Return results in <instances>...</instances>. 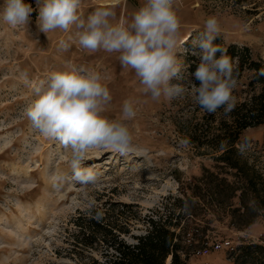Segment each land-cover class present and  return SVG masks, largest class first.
Here are the masks:
<instances>
[{
  "label": "rangeland",
  "instance_id": "rangeland-1",
  "mask_svg": "<svg viewBox=\"0 0 264 264\" xmlns=\"http://www.w3.org/2000/svg\"><path fill=\"white\" fill-rule=\"evenodd\" d=\"M24 2L34 9L28 26L13 29L0 22V264H79L69 257L74 255L70 220L87 209L81 186L68 184L59 192L51 187L53 170L68 169L67 154L56 142L40 136L24 115L39 81L70 61L95 69L105 78L112 96L106 111L110 118L120 116L126 99L135 101L137 115L129 122L134 134L132 151L122 156L109 150H92L85 162L102 174L99 182L88 188L96 205L108 208L116 203L114 213L125 209V216L133 215V234L145 230L142 221L136 220L139 216L142 219L151 215L169 196L180 194L179 181L199 176L203 168H215L214 156L218 153L206 145L198 146L193 137L204 132L219 133L221 121L231 118L219 109L211 120L190 95L153 101L142 93L135 74L122 70L118 53L82 50L70 40L71 33L59 29L48 37L37 26V0ZM143 3L82 0L80 12L86 17L97 7L112 8L114 22H119L129 20ZM176 8L181 39H187L181 46L183 51L177 53L185 79L172 83L187 87L190 81L199 86L192 74L200 61L192 52L200 49H193L192 42L210 16L217 18L222 33L213 43L220 40L226 49L231 45L239 50L247 48L253 58L264 62V0H176ZM62 40L69 44L67 49L61 46ZM236 80L233 95L237 103L260 89L249 84V71ZM182 140L188 141L186 147L181 146ZM242 143L248 145L243 154L239 151ZM234 146L242 160L264 172V124L244 129ZM221 207L223 216L210 225L213 231L208 232V246L228 240L232 248L212 250L206 255L191 252L186 264H235L238 255L264 257V251L245 255L240 250L249 244L264 247V210L259 211L254 223L240 228L237 218L227 215L229 209ZM122 237L131 241L128 235ZM102 252L98 248L85 252L84 257H102Z\"/></svg>",
  "mask_w": 264,
  "mask_h": 264
},
{
  "label": "clouds",
  "instance_id": "clouds-1",
  "mask_svg": "<svg viewBox=\"0 0 264 264\" xmlns=\"http://www.w3.org/2000/svg\"><path fill=\"white\" fill-rule=\"evenodd\" d=\"M81 3L82 0H37L39 30L47 35L58 29L71 33L70 40L90 53H118L122 70L132 71L142 93L153 101L161 97L172 101L190 95L209 114L223 109L228 115L234 110L236 60L226 54V48L213 44L222 34L217 18L208 17L192 42L193 49H200L192 52L200 61L192 75L200 83L196 86L188 81L186 87L172 83L185 79L184 65L177 53L183 51L181 46L187 40L181 39L176 0H144L129 20L119 22H114L115 12L108 7H97L85 17L80 12ZM33 11L24 0H3L0 22L13 29L28 26ZM60 43L64 49L69 47L63 40ZM218 52L221 55L217 58ZM104 79L95 69L66 62L35 85V98L24 109L25 117L38 134L56 142L67 154L68 169L53 170L51 187L59 192L65 185H80L87 209L95 210L97 220L103 213L96 210L88 188L95 186L102 174L86 166V159L92 150L128 155L134 146L129 122L137 115L132 99L123 102L118 118L106 115L112 96ZM180 144L186 147L188 141L182 140ZM247 147L242 143L240 153Z\"/></svg>",
  "mask_w": 264,
  "mask_h": 264
},
{
  "label": "trees",
  "instance_id": "trees-1",
  "mask_svg": "<svg viewBox=\"0 0 264 264\" xmlns=\"http://www.w3.org/2000/svg\"><path fill=\"white\" fill-rule=\"evenodd\" d=\"M213 44L221 45V41ZM226 50L236 60L235 78L249 71V84L260 89L236 103L229 113L230 121H221L219 133L204 132L193 137L198 146L206 145L218 153L214 156L215 168H203L199 176L179 181L178 196H169L151 215L142 219L139 216L136 220L145 226L141 234L130 232L133 215L125 216V209L114 213L116 203L108 208L96 205V210L103 213L99 220L94 218L95 210L78 211L70 220L74 237L70 259L79 264H186L191 252L208 245V232L213 231L210 225L223 216L218 207H227V215L236 217L240 228L254 223L259 211L264 210V172L242 160L234 146L244 129L264 124V62L253 58L247 48L239 50L231 45ZM216 55L218 58L221 53ZM213 114H209L211 120ZM120 205L131 207L128 203ZM254 209L256 213L250 215ZM122 235H128L131 241ZM98 248L103 250L102 257H84L85 252ZM240 250L247 255L262 252L264 247L249 244ZM260 259L259 264H264V257L238 255L234 263L256 264Z\"/></svg>",
  "mask_w": 264,
  "mask_h": 264
},
{
  "label": "built area",
  "instance_id": "built-area-1",
  "mask_svg": "<svg viewBox=\"0 0 264 264\" xmlns=\"http://www.w3.org/2000/svg\"><path fill=\"white\" fill-rule=\"evenodd\" d=\"M210 246V245H209ZM208 245L204 248L198 249L195 253L196 255H206L212 250H219L222 248H232L231 243L228 240H224L221 242H217L211 246V248Z\"/></svg>",
  "mask_w": 264,
  "mask_h": 264
}]
</instances>
